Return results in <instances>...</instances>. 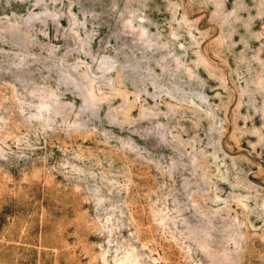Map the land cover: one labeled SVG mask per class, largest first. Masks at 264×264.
<instances>
[{
	"label": "rangeland",
	"instance_id": "rangeland-1",
	"mask_svg": "<svg viewBox=\"0 0 264 264\" xmlns=\"http://www.w3.org/2000/svg\"><path fill=\"white\" fill-rule=\"evenodd\" d=\"M0 264H264V0H0Z\"/></svg>",
	"mask_w": 264,
	"mask_h": 264
}]
</instances>
